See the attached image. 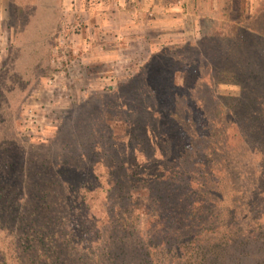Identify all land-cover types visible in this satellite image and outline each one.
Masks as SVG:
<instances>
[{
	"label": "rangeland",
	"instance_id": "rangeland-1",
	"mask_svg": "<svg viewBox=\"0 0 264 264\" xmlns=\"http://www.w3.org/2000/svg\"><path fill=\"white\" fill-rule=\"evenodd\" d=\"M245 24L264 31V0H0V174H6L5 181L1 178L0 182V218L1 212H6L10 191L16 196L9 200L20 205L10 215L13 225L10 224L9 232L0 226V237L8 242H1L0 252L7 251L17 260L22 250L30 249L28 244L22 246L21 228L34 207L32 190L45 189L36 184L37 179L48 174V184L49 176H54L61 164L75 165L84 160L81 168L92 165L95 171L87 170V175L82 176L75 169L63 168V182L57 180L53 184L55 191L51 192L46 219L50 225H45L57 235L54 242L49 241L52 262L95 264L94 256L110 260L112 252L117 256L115 264L135 263L130 255L143 257L146 244L138 239V234L119 232L128 239L117 241L113 250L99 237L111 243V227L115 228L117 221L119 224V215L134 217L133 206L138 197L137 190L129 198L125 188H117L115 200L110 199L107 170L96 164L103 156L94 147L113 143L112 135H122L120 128L130 121L123 122L125 114L111 110V98L129 95L125 103L134 109L139 105L134 99L140 102L144 92L154 89L161 98L171 91L172 83L178 82L181 86L177 92L184 98L161 103L158 98L157 113L175 109L177 122L193 136V147L204 152L198 162H204L207 155L215 158L214 149H219L217 153H225L228 159L233 157L229 166L236 185L251 189L253 179H259L260 160L254 161L246 147H233L234 125L246 122L227 112L242 107V87L230 79L239 64L243 67V56L248 50L233 36L236 25ZM204 40L206 46L201 43ZM203 47L211 53L219 49L210 55L221 67L214 65L210 71L205 66L200 73L195 57L197 49ZM157 53L160 57L155 60L164 68L173 65V58H183L163 77L162 72L156 73L154 64L155 71L152 69L149 76L146 64ZM154 74L146 87H129L133 78H151ZM184 75L185 79L192 77L188 84H184ZM201 75V80H197ZM148 103L157 105L153 100ZM107 104L112 106L108 108ZM150 119L151 116L143 122ZM165 119L155 121L163 124ZM164 129L163 137L173 140L171 125ZM139 157L143 162V156ZM15 159L16 167L4 166ZM185 166L193 169V163ZM195 168L197 172L200 166ZM117 173L116 169L112 177L116 178ZM88 178L91 183L84 203L78 200V189ZM197 178L205 180L198 175ZM254 183L257 186L258 181ZM71 188L76 190L65 196ZM141 192L144 191L138 193ZM147 212L146 208L142 210L140 222H144ZM243 214L247 216L246 212ZM40 226L44 225L39 221L34 229ZM115 231L113 234H117ZM28 252L32 256L36 250ZM248 252L250 257L246 258V251L235 248L229 259L217 264H237L239 260L242 264H264V236Z\"/></svg>",
	"mask_w": 264,
	"mask_h": 264
},
{
	"label": "trees",
	"instance_id": "trees-1",
	"mask_svg": "<svg viewBox=\"0 0 264 264\" xmlns=\"http://www.w3.org/2000/svg\"><path fill=\"white\" fill-rule=\"evenodd\" d=\"M236 26L233 36L240 39V42L248 50L243 56V67L241 63L234 69L232 78L237 79L231 78L230 80H236L242 87L244 95L243 98H239L242 107L229 109L227 112L232 117L244 120L246 123H240L241 125L237 123L236 127L234 125L235 131L231 137V142H233L231 144L235 148L246 147L254 161L260 160L258 163L259 179L255 180L258 181L257 186H255L254 179L251 189L246 186H237L229 166L230 159L233 160V157L228 159L225 153H217L219 149H214L215 158L217 155L218 160L207 155L208 158L204 162H198L204 152L197 151V148L193 147V136L187 131L185 132L176 120L177 111L175 109L167 112L162 111V115L157 113L156 108L160 96L157 97L156 90L150 89L151 91L144 92L145 97L140 99V102L135 98L134 100H137L139 105H135L134 109L129 108L125 103L129 95L128 97L124 95L123 98H111L109 101L114 106L111 108L114 113L125 114L126 119H123V122H126L127 119L130 121L125 125L126 127L120 128L122 135H112L113 143L104 142V145L98 143L94 147V150L99 151L103 156L96 164L104 165L107 170L110 199L115 200L117 188L118 190L125 188L129 192V198L133 197V193L137 190L138 197L133 206L134 217L119 215V224L117 221L115 228L111 227L113 231H117V234H113L111 231L112 235L108 238L111 243L105 240V237H101V235L99 237L103 239L104 244L111 248L110 250H113L116 249L117 241L128 239L127 236L124 238V234L140 235L138 239L146 244L144 245L145 253H143V257L130 255V260L135 261L131 264H217L229 259L234 249L240 247L246 251L244 256L248 258L250 257L248 249H251L253 244L258 243L259 238L264 236V221L262 220L264 218V107L263 109L255 107L256 105L264 106V31L254 30L253 27L246 24ZM212 42L220 44L216 41ZM201 43L206 46L205 40ZM198 49L195 58L200 64V73L205 66L210 71L214 70V67L217 66L214 55H210V50L206 49L207 51H205V47ZM218 52L219 49H215L211 54ZM159 55L160 53H157L146 64L145 71L148 74L152 69L155 71L154 64H156V68H158L156 73L162 72L160 76L163 77L183 58V56L171 57L174 59L173 65L164 68L155 60L159 59ZM217 67H221V65ZM154 77L155 74L151 78L148 75L143 78H133L129 87L139 90L141 87L149 85ZM201 78L202 75L197 80H201ZM191 80V75L187 79L184 75V84H188ZM171 85V91L161 96L160 103L161 101L173 99L177 101L184 98L177 92L181 84L175 82ZM127 100L129 101V99ZM149 100H153L157 105H148ZM112 105L107 104L106 107L110 108ZM244 105L246 107H243ZM149 116L151 119L144 123L143 119ZM163 117H166L167 121L163 124L161 121L156 123V118L161 120ZM166 125H171L173 136H175L173 140L164 138L165 135H162ZM231 144L228 143L227 146H231ZM227 146L224 144L223 147L226 149ZM139 155L143 156V162L139 159ZM189 155L193 156L190 160L188 159ZM109 159L110 163H108ZM83 161L81 160L80 164L76 163L75 165L72 163L61 164L57 173L55 170V175L49 176L48 184L46 182L48 174L43 179H37L36 184L45 186V189L36 187L32 190L30 197L34 207L29 214L30 218H25L21 228L22 235H24L22 246L28 244L30 249L22 250L17 260L13 259L14 255H9L7 251L0 252V264H54L52 262L54 257L49 253V241L54 242L57 235H53L51 231L45 229V225H50L46 219L50 213L51 192L55 191L53 184L57 180L63 182V173L60 171L63 168L75 169L82 172V176L88 173L87 170L95 171V167L92 165L88 167L86 164V168H81ZM187 162L193 163V169L186 168ZM117 163H120L119 167H115ZM17 164L18 161L15 159L4 166L10 169L16 167ZM198 165L200 168L196 172L197 168L195 167ZM116 169L118 173L116 178H113ZM197 175L201 178L204 177L205 180L198 179ZM39 176L41 175H36V178ZM4 177H6L5 173L0 174V182L2 179L5 181ZM94 179L97 180V177L95 176ZM90 183L88 178L86 183L78 189L81 190L78 193V200L81 202L85 203V195L88 193L86 189ZM72 190L76 189H69L65 196H68ZM139 191L144 192H141L140 195ZM10 192L5 203L6 212L4 214L1 212L3 218H0V226L8 232L11 229L10 224H12L10 215L16 212L17 207H20L18 203H12L9 200L16 196L15 192ZM70 201L67 200V202ZM115 204L117 203L115 202ZM115 208L117 207L113 209L115 210ZM145 208L148 209V212L144 222H140V215L142 216V210ZM118 211H114L115 214ZM244 212L247 214L246 217H243ZM249 214H253V216L250 217ZM244 218L249 220L246 219V222ZM39 221L44 226L34 229ZM44 230L45 232H43ZM119 232L124 234L119 235ZM2 241L4 244H8L5 239L0 237V244ZM31 249L36 250L32 256V253L28 252ZM113 255L112 252L110 260L103 259L101 255H96L92 259L95 264H115L117 256ZM237 264H242V261L239 260Z\"/></svg>",
	"mask_w": 264,
	"mask_h": 264
},
{
	"label": "crops",
	"instance_id": "crops-1",
	"mask_svg": "<svg viewBox=\"0 0 264 264\" xmlns=\"http://www.w3.org/2000/svg\"><path fill=\"white\" fill-rule=\"evenodd\" d=\"M158 1V0H157ZM164 8H166V7H164Z\"/></svg>",
	"mask_w": 264,
	"mask_h": 264
}]
</instances>
